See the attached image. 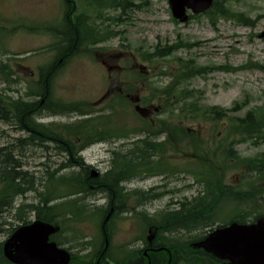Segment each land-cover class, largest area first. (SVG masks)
<instances>
[{
    "label": "rangeland",
    "instance_id": "obj_1",
    "mask_svg": "<svg viewBox=\"0 0 264 264\" xmlns=\"http://www.w3.org/2000/svg\"><path fill=\"white\" fill-rule=\"evenodd\" d=\"M227 1L234 11L243 12L251 18L261 17V19L253 29L239 25L234 20L226 19H220L216 27H213L204 16L190 20L186 24H179L171 14L168 0H132L131 10L125 12L121 9L107 10L97 22L115 35L105 42L98 43L97 48L90 53L71 59V62L59 72L57 77L53 78V100L64 103L87 102L91 106L96 104L107 89L105 81L108 72L101 62L110 63L109 60H106L109 57L126 60V62L114 61L107 64L109 67L115 66L117 63L126 64L132 59L139 66L144 65V70L148 75L146 86L142 87L141 83L138 85L141 98L144 100L152 99L153 88H163L171 84V75L178 65L176 58H194L201 66H231L239 69L250 64V66L264 67V38H262L264 35V0ZM82 2L83 0H78V3L82 4ZM64 13L63 0H0V24H2L0 25V70L3 64H7L15 73L14 76L7 79L5 74L0 72V96L13 99L19 97L28 100L34 99L27 97V94L33 88V83L37 81L39 68L49 65L55 58L54 53L57 52L52 46L54 39L50 34L29 32L19 27L26 28L34 25L46 27L48 24H61ZM117 17H120V21L113 22L112 19ZM93 21L96 23L95 16H93ZM17 27L18 29L15 30ZM12 31H14L13 34ZM184 41L194 44V47L190 50L181 48L171 57L153 63L145 62L140 58L143 52L151 53L158 46L182 44ZM50 46L53 48L52 52L45 51ZM3 52H9V55L5 56ZM27 52L31 53L32 57L24 61H21L19 56H14L24 55ZM135 73H139V71ZM185 87L189 88L195 98L205 107L217 106L229 110L235 103H240L243 110L239 112V115L242 116L250 108L264 107V71L253 68L235 72L217 71L193 79ZM181 88L183 87L179 88L180 91ZM95 107L94 110L100 111L106 105ZM147 107L154 110L158 109L159 105L151 100ZM132 109L128 107L122 113L119 112L116 117L127 131L140 128L139 122L131 114L134 110ZM154 118L157 121L168 119L170 123H177L182 129H193L206 138L210 136L211 129L215 126L207 123L199 124L191 120L174 119L165 113L157 114ZM79 119V116L72 115L70 112L63 116L47 117L44 121L46 123L69 124ZM222 124L225 122L218 126ZM9 126L8 123L0 122V146L15 145L20 137H25ZM140 138L143 136L132 134L129 140L95 146L83 153L84 161L101 171L108 170L110 164L107 161L111 158V154L107 150L123 146L122 142L132 143ZM232 140H226L225 146L229 147ZM234 140H241V138L236 137ZM239 143L234 145L235 150L243 158H254L264 154V143L258 145ZM127 148L125 147V149ZM25 149L27 150L26 147ZM46 151L45 148L30 147L27 151V158L22 160L25 164L23 170L30 176L34 174L36 187L41 191L45 189L43 185H38V181L41 184L44 183V180L40 181V178L46 179V170H54L65 161L64 155H57L55 152H52L48 158ZM180 151L187 152V149L180 145ZM176 164L179 171L183 170L187 164L184 163L182 154L177 157ZM226 166L228 169L225 182L247 189L250 180L244 177L243 169L232 166L230 162ZM132 187V189L136 188L146 192L152 190L154 194H160V197L144 202L143 205H138L137 200L128 202L129 207L136 206L137 209L121 214L112 233L114 249L119 252L123 248L138 249L142 244L139 239L145 222L138 215V211L154 214L169 205L175 207L172 204L178 201L197 196L201 190L192 176L183 172L143 175L134 182ZM17 201V206L21 201L27 204H36L38 201L37 192L31 191L26 198ZM85 202L90 208L100 207L106 203L100 196L88 198ZM28 214L30 221L36 219V214ZM91 216L94 215L87 212L83 222L64 221L65 228L79 232L81 237L79 240L69 241L64 247L69 248L72 253L80 257L87 254L94 256L100 246L97 219L89 218ZM229 216L230 211L221 212L219 215L223 221H228ZM4 219L5 226L0 231V243L5 242L10 236V231L22 225L17 221L20 220L18 217L6 216ZM72 230L69 233H72ZM205 231L208 232V230ZM205 231H195L191 234L184 232L181 235L185 239H189L205 233ZM86 242L87 244L90 242V245H86Z\"/></svg>",
    "mask_w": 264,
    "mask_h": 264
},
{
    "label": "trees",
    "instance_id": "obj_2",
    "mask_svg": "<svg viewBox=\"0 0 264 264\" xmlns=\"http://www.w3.org/2000/svg\"><path fill=\"white\" fill-rule=\"evenodd\" d=\"M63 2L65 15L62 23L56 28H47L48 32L53 33L54 36L62 37L58 47L62 49L63 53L47 72L41 71V78L38 82L33 83V88L27 94V97H33L34 100L31 101L30 99L25 102L0 97V120L8 121L7 123L15 125L19 131H25L29 135V138L25 141L18 139L15 145L0 147V206L7 204V206L13 208V202L17 197L26 194L28 191H39V204L37 206L22 204L23 210H17L18 213L30 209L36 211L37 219L62 225H64V221L72 222L79 219L87 210L81 197L66 201H63V198L82 194L86 196L95 193L96 189L105 191L104 183H102L104 179H93L84 167L85 163L79 155V150L85 148V146H78V142L91 145L96 141L124 138L128 134L114 125L116 124V121H114L116 113L114 112L90 117V115H94L91 110L80 111L81 116H89V118L70 124H54L52 125L53 130L36 126L32 117L35 113H41L42 111L63 115L80 109V104L73 106L52 100L53 77L63 63L80 54L82 48H88L90 45L104 42L112 37L111 31H105L103 27L97 24L99 18L107 10L121 9L125 12L131 10L133 5L132 0H84L82 4L78 3L77 0H63ZM94 15L96 24L92 20ZM207 16L214 27L220 19H235L239 23L251 27L256 22L252 21L246 14L233 11L226 1L216 2L212 10L207 13ZM112 21L117 23L120 21V17L113 18ZM180 45L189 49L192 47L189 42H183ZM180 45L158 47L153 53L143 52L141 57L148 62H152L154 58L165 59L174 55L175 51L181 47ZM176 59L178 65L175 67L171 85L163 89L155 88L152 93L154 99H158L163 110H169L173 115L178 112L183 119L189 117L193 121L215 124L224 120L228 121L230 128L228 134L220 139V148H223L226 140H233L229 149L219 152L215 148L218 141L215 134L212 135L213 143H211L210 141H204L198 134L188 133L185 129H182L178 136L175 133L176 131L172 130L174 138H179L183 142L187 141L183 143V146L187 149L185 156L196 161L193 163L195 167L190 165L192 166L190 170L201 190L196 197L178 202L176 210L167 209L149 218L150 222L147 221L149 226L158 229L155 246L164 247L169 252L168 254L164 251H157L151 253L150 256L152 260L156 259V264H221L219 260L209 256L204 251L191 249L190 245L205 238L207 235L205 230L212 228L218 222V215L224 208L232 209L228 222L245 224L250 222V217L253 218L252 221L258 217H264V154L254 158H241L238 152L234 150V145L239 142V144L250 143L253 145L264 143V107L252 108L244 117L236 115L242 109L239 104H235L232 110L203 107L185 85L197 77L215 71L235 72L237 70L226 66H201L193 59ZM250 67L258 66L248 65L243 69H250ZM1 68L0 72L5 74V77L12 75L8 65H2ZM180 87H183L181 91ZM166 124L167 122H162L163 126H166ZM146 128L145 131L149 134L154 133L153 126H147ZM48 137L53 143L56 154L64 155L65 161L53 173L49 174V179L44 186L46 189L42 192L35 188L34 180H31L30 176L21 170V163L15 159V153L21 152L27 146V143H34L32 140L41 144ZM236 137L241 138V140H234ZM167 145L172 146L173 142L168 139L165 144H154L145 139L139 141L126 155L139 158L149 156L151 158L150 169L153 170L162 165L161 161L154 158L158 155L165 156L168 152ZM210 148H213V150ZM12 150H14L13 153ZM211 158L213 162L210 161ZM10 159H15L17 162H10ZM125 159V156H121L117 162L123 166ZM216 160H222L225 163L229 161L232 166L242 168L245 171L244 177L250 180L248 185L250 189L241 190L236 186L226 185L224 176H221L219 170L215 167L214 162ZM128 163L133 164L132 161L126 160V164ZM76 168L78 172L75 171ZM67 170H71V172L69 174H59ZM110 175L121 181L124 176L123 168L111 171ZM113 187H115V184L110 185V188ZM108 193L111 202L114 198L123 195V193L114 190ZM156 196L158 195H154V197L151 195L150 198L155 199ZM58 200L61 201L49 205L51 202ZM123 206H120L115 212L118 214L125 211ZM233 206L235 208H232ZM105 214H103V217ZM18 219L23 221L24 224L27 223L23 216H18ZM223 223L226 224L227 222ZM3 226H5V219L0 216V231ZM195 231H205V233L189 239L176 237V234L181 232L191 234ZM77 234H75V237H78ZM170 235H174V237ZM57 241L59 245H63L62 239ZM170 258L171 262H169ZM75 261L73 264L77 263ZM78 263L96 264L95 259L90 261L78 260ZM0 264H11L3 256L2 245H0Z\"/></svg>",
    "mask_w": 264,
    "mask_h": 264
},
{
    "label": "water",
    "instance_id": "obj_3",
    "mask_svg": "<svg viewBox=\"0 0 264 264\" xmlns=\"http://www.w3.org/2000/svg\"><path fill=\"white\" fill-rule=\"evenodd\" d=\"M214 1L170 0V7L174 16L185 22L186 8L199 14L207 11ZM59 231V227L42 222L22 227L4 244L5 258L12 264H69L70 254L50 243V237ZM193 247L230 264H264V218L252 225L234 223L217 229Z\"/></svg>",
    "mask_w": 264,
    "mask_h": 264
},
{
    "label": "bare ground",
    "instance_id": "obj_4",
    "mask_svg": "<svg viewBox=\"0 0 264 264\" xmlns=\"http://www.w3.org/2000/svg\"><path fill=\"white\" fill-rule=\"evenodd\" d=\"M2 99H4L5 97L4 96H0ZM14 100H23V101H29L28 99H25L23 97H19L17 99H14ZM33 120H34V123L36 124V126H39L41 127L42 129L44 128H48V125L49 123H46L44 120L45 118H42V117H38V116H33L32 117ZM8 122V121H5L4 120V124ZM10 125V124H8ZM9 127H12L11 125ZM13 129H15L16 131L22 133L23 135H25V137H20L19 139L25 141L26 139L29 138V135L28 133H26L25 131H19L17 129V127H12ZM32 142L34 143H27V150L24 148L22 149L21 152H17L15 153V159L18 160L20 163H21V170L24 169L25 167V164H23L22 160H25L27 158V151L29 150L30 147H36V148H42V149H48L50 146L53 145L51 139L48 137L46 141H42L41 144H39L38 141H35V140H32ZM8 144L6 145H3V146H0V147H4V146H7ZM12 153L14 152V150L11 151ZM15 159H10L9 161L10 162H17ZM55 170V169H54ZM54 170H49L47 169L46 170V173H45V177L46 179H44L43 177L40 178V180H44V181H48L49 179V174L50 173H53ZM111 171L108 169V170H105V171H102V179H104V181L102 183H104V188H105V191H99L98 189H96V192L93 193V194H89V195H86L83 196L82 195H75L73 197H70V198H63V201H66V200H70L71 198H78V197H81L82 198V203L86 206L85 209L86 212H89V213H92V215H101V214H104V213H111L115 210H117L120 206H123L124 204H126L127 202H129L130 200H137V201H140V202H147V201H150V195L147 193V192H143V191H140L136 188L132 189L133 187L131 185H128L126 183H123L121 181H118L116 180V178L113 176V175H110ZM59 174H69L68 171H63ZM31 180H34V174H31L30 176ZM111 184H115V187L113 188H110V185ZM119 186V187H118ZM116 191V192H121V194L123 193V195L121 197H116L112 200H110V197H109V193L110 191ZM29 192H27L26 194L22 195V196H19L18 199H15L14 202H13V208H11L10 206H7V204H3L2 206H0V216L5 218L6 216H14V217H18V216H25L24 217V220L28 219V216L29 215L28 213H34L36 214V211H32L30 209H25L23 211V213H18L17 210H23V207L20 206V207H17L15 208V201L16 200H19V199H24L27 197V194ZM130 195V196H129ZM100 196V198H102V200H105V204L103 206H100V207H91L85 202L88 198H91V197H98ZM118 196V195H116ZM61 200H58V201H53L51 202L49 205H54L56 204L57 202H60ZM40 202V197L38 198V201L36 204H32L34 206H37ZM21 203H25L24 201H21ZM89 215V214H88ZM5 216V217H4ZM89 218H93V220H95V216H91ZM21 221V220H20ZM107 221L106 218H104L101 223H105ZM100 243H101V247H100V251H99V257L103 260H110V258L112 257V255L115 253V249H114V242L111 241V242H107L105 243L104 245V239L103 238H100ZM104 245V247H102ZM65 250V249H64ZM154 248H151V247H145V246H142L140 247L137 251H135V254L132 255V258L135 259L134 263L133 264H146V257H151L150 254L151 253H154ZM129 264V263H127Z\"/></svg>",
    "mask_w": 264,
    "mask_h": 264
},
{
    "label": "flooded vegetation",
    "instance_id": "obj_5",
    "mask_svg": "<svg viewBox=\"0 0 264 264\" xmlns=\"http://www.w3.org/2000/svg\"><path fill=\"white\" fill-rule=\"evenodd\" d=\"M111 87L114 89V87L111 85ZM111 88V89H112ZM111 92H113V91H111ZM150 116V113H148L147 115H146V117L148 118ZM150 120H151V116H150V118H149Z\"/></svg>",
    "mask_w": 264,
    "mask_h": 264
}]
</instances>
